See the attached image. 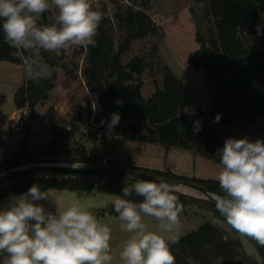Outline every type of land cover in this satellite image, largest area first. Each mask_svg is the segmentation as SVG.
Listing matches in <instances>:
<instances>
[{
	"label": "trees",
	"instance_id": "1",
	"mask_svg": "<svg viewBox=\"0 0 264 264\" xmlns=\"http://www.w3.org/2000/svg\"><path fill=\"white\" fill-rule=\"evenodd\" d=\"M149 2L150 0H143L141 4L131 2L117 6L115 16L118 26L124 32L122 48L116 45L113 34L103 23L98 29L97 46L86 48L83 73L96 103L94 118L100 125L108 117L106 128L99 130L112 135L131 136L167 146L189 148L219 161L217 149L223 147L224 141L211 121V113L219 115L227 124L236 121L241 125H247L258 119L264 122V0H206L204 14L206 18L204 20L202 18V22L207 20L208 35L197 32L196 39L200 45L193 52L191 61L195 67H204L214 84L209 111L205 108L189 109L190 100L184 83L170 67L166 68L162 85L157 83L153 92L145 95L142 81L136 78V74L145 69V54L137 53L126 60L123 58V50L133 39L148 36L156 30V22L148 10ZM91 5L95 9L107 11L106 4L100 7ZM48 13L44 15V20L39 21L40 24L49 23ZM249 33L257 36L260 48L253 44ZM42 56L55 69L62 59L61 55L57 57L49 52H42ZM3 59L22 63L16 50L4 41L0 30V60ZM56 76L57 71L51 80H42L39 85L26 78L25 83L16 90L17 105L28 103L34 112L36 105L48 98L50 89L55 85ZM92 111V102L89 100L86 117L78 110L72 112L69 132L76 129L86 132L83 124L78 121L89 119ZM48 114L55 122L52 107L48 108ZM113 114H119L120 119L118 124L110 127ZM196 121L200 122V130L194 134ZM31 127L29 122L21 138V147L14 156L0 162V172L41 161L84 162L93 166L100 163L84 142L73 145L59 130H55L54 137L46 147L33 150L29 135ZM115 165L126 164L118 162ZM128 166L172 179L199 182L211 192L223 194L217 179L214 178L191 177L178 174L171 169L149 168L135 164ZM126 176L93 170H36L20 176L21 180L7 187L16 192L27 191L33 185H38L40 189L51 186L82 190L98 189L122 196ZM174 193L183 206L198 203L220 214L214 202L208 197L177 189H174ZM128 198L136 202L142 199L135 194ZM254 243L256 244L255 241ZM191 244L195 247L206 244L216 248L224 264H251L250 258L242 256L239 251L242 249V242L226 238L222 230L211 221L202 223L197 229L182 235L177 243L171 245L178 264H191L186 256L176 250ZM256 246L264 264V247L258 244ZM203 257L207 264H219L212 258Z\"/></svg>",
	"mask_w": 264,
	"mask_h": 264
},
{
	"label": "clouds",
	"instance_id": "2",
	"mask_svg": "<svg viewBox=\"0 0 264 264\" xmlns=\"http://www.w3.org/2000/svg\"><path fill=\"white\" fill-rule=\"evenodd\" d=\"M53 7L54 17L40 24ZM109 12L93 8L90 0H0V30L22 61L25 77L39 85L57 71L42 52L59 57L73 47H96L98 29ZM119 119L113 114L110 127ZM219 119L217 115L215 121ZM199 130L196 121L194 134ZM217 156L221 169L216 179L223 194L214 197L216 210L232 230L264 247V140L228 138ZM133 194L142 199H129ZM48 199L53 200L48 191L33 185L0 207L4 264H113L110 225L78 202L54 200V213L35 203ZM111 203L121 231L128 234L118 253L121 264H175L171 245L181 236L183 205L173 185L130 173L122 196ZM146 217L156 222L154 227Z\"/></svg>",
	"mask_w": 264,
	"mask_h": 264
},
{
	"label": "rangeland",
	"instance_id": "3",
	"mask_svg": "<svg viewBox=\"0 0 264 264\" xmlns=\"http://www.w3.org/2000/svg\"><path fill=\"white\" fill-rule=\"evenodd\" d=\"M131 2L141 4L143 0H97L93 3L98 7L106 4L107 11L110 9L107 18L102 23L113 34L116 45L120 48L124 46V32L118 26L115 11L118 5H126ZM148 10L156 22V30L148 36L133 39L122 53L125 60L137 53L145 54V69L136 74V78L142 81L144 94L150 95L157 83L162 85L166 68L170 67L184 83L190 100L189 109L205 108L209 111L215 89L214 84L208 77L206 69L195 67L191 61L193 52L200 45L196 39L197 32L200 31L202 34L208 35L207 20L202 22V18L203 20L206 18L204 16L206 0H150ZM55 14L56 9L53 7L48 16L54 17ZM249 37L253 44L260 48L257 36L249 33ZM85 54L86 48L83 47H73L69 51L63 52L62 59L57 65L55 85L50 89L48 98L40 101L34 112L29 108L30 116L33 118L32 127L29 130L30 145L33 150L46 147L54 137L55 130H59L73 145L84 142L100 162L98 165L120 162L128 166L132 163L149 168L171 169L178 174L191 177L216 179L221 169L219 161L192 149L167 146L131 136L112 135L108 132L99 134V123L94 118L96 103L83 73ZM25 81L22 63L0 60V162L14 156L21 147L22 141L16 133L3 131V129L9 125L12 117L18 115L15 94L18 87ZM89 100L92 102L93 114L83 122L78 121L83 124L86 132L81 129L69 132L72 112L78 110L83 117H86ZM49 107L54 109L55 122L48 114ZM216 116L210 114L211 121L224 142L228 138L242 139L245 137L253 142L257 139L264 140V122L261 119L241 125L236 121L224 123L221 118L219 121H215ZM46 117L49 120L46 121ZM23 123L27 128L29 121L24 120ZM75 164L89 165L84 162ZM17 180H21V178L18 177ZM7 186L1 189L0 207L5 206L14 197L28 192V190L16 192L8 189ZM173 186L174 189L203 196L200 195L203 193L192 187L179 185V183ZM40 190L48 191L53 200H40L35 203L43 205L48 212L56 211L55 201H74L92 210L102 222L108 223L112 228L113 264H121L118 253L122 241L127 238L128 234L121 231L120 224L116 220L117 213L111 211L114 209L111 201L119 194L98 189L82 190L56 186ZM215 195L219 194L215 193ZM145 220L154 227L156 223L154 220L148 217ZM181 221V236L197 229L202 223L211 221L222 230L226 238L238 239L242 242V249L239 251L242 256L250 258L251 264H263V257L254 241L232 230L226 224L224 217L216 214L210 207L198 203H188L183 206ZM176 250L186 256L191 264H207L203 261V256L212 258L219 264H224L222 256L217 254V249L210 245L204 244L201 247H195L194 244H191L181 249L176 248ZM5 259L6 254H0V264H4ZM175 264H178L176 260Z\"/></svg>",
	"mask_w": 264,
	"mask_h": 264
},
{
	"label": "water",
	"instance_id": "4",
	"mask_svg": "<svg viewBox=\"0 0 264 264\" xmlns=\"http://www.w3.org/2000/svg\"><path fill=\"white\" fill-rule=\"evenodd\" d=\"M121 46V45H119ZM108 117L99 125L100 129L106 128ZM36 170H55V171H87L93 170L97 172H114L119 174L128 175L130 173L137 174L138 178H143L146 180H155L157 178L168 182L171 185L176 183H183L188 186H192L201 192L206 194L210 200L214 202V197H216L215 193L208 190V188L195 181L185 180V179H172L170 177L157 174L155 172H151L144 169H137L131 166H120L115 164H102V165H80L75 163H66V162H49V161H41V162H32L29 164H23L15 167H11L7 170L0 172V190L6 185H14L18 182L17 178L25 175L27 173L36 171ZM10 181V182H8Z\"/></svg>",
	"mask_w": 264,
	"mask_h": 264
},
{
	"label": "built area",
	"instance_id": "5",
	"mask_svg": "<svg viewBox=\"0 0 264 264\" xmlns=\"http://www.w3.org/2000/svg\"><path fill=\"white\" fill-rule=\"evenodd\" d=\"M95 1L97 0H90V3L93 4L95 3ZM29 105L28 103L26 104H22V105H18L17 107V112L18 115L12 117V119L9 122V125L5 128L6 131L8 132H15L17 137L19 139H21L24 135V133L26 132L27 128H25L24 124V120H27L29 122L33 121V118L30 116V111H29ZM45 120H49L48 117L45 118ZM99 134H101V132H98Z\"/></svg>",
	"mask_w": 264,
	"mask_h": 264
},
{
	"label": "bare ground",
	"instance_id": "6",
	"mask_svg": "<svg viewBox=\"0 0 264 264\" xmlns=\"http://www.w3.org/2000/svg\"><path fill=\"white\" fill-rule=\"evenodd\" d=\"M181 184H183V183H179V185H181ZM175 185V184H174ZM183 185H185V186H188V185H186V184H183ZM189 187H192V186H189ZM192 188H194V187H192ZM194 189H196V188H194ZM198 190V189H197ZM185 191V190H184ZM199 192H201L200 190H198ZM188 192V191H187ZM201 193H203V192H201ZM195 194V193H194ZM199 195V194H198ZM200 195H203V196H206V194L205 193H203V194H200Z\"/></svg>",
	"mask_w": 264,
	"mask_h": 264
},
{
	"label": "crops",
	"instance_id": "7",
	"mask_svg": "<svg viewBox=\"0 0 264 264\" xmlns=\"http://www.w3.org/2000/svg\"><path fill=\"white\" fill-rule=\"evenodd\" d=\"M4 60H5V59H4ZM7 126H8V125H7ZM0 131H1V130H0ZM3 131H6L5 128L3 129ZM130 164H132V163H130Z\"/></svg>",
	"mask_w": 264,
	"mask_h": 264
}]
</instances>
